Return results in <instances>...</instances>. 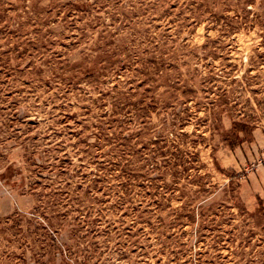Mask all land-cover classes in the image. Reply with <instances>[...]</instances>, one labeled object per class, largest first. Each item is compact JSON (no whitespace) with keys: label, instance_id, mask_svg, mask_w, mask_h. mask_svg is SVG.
Masks as SVG:
<instances>
[{"label":"rangeland","instance_id":"1","mask_svg":"<svg viewBox=\"0 0 264 264\" xmlns=\"http://www.w3.org/2000/svg\"><path fill=\"white\" fill-rule=\"evenodd\" d=\"M264 0H0V264H264Z\"/></svg>","mask_w":264,"mask_h":264},{"label":"crops","instance_id":"2","mask_svg":"<svg viewBox=\"0 0 264 264\" xmlns=\"http://www.w3.org/2000/svg\"><path fill=\"white\" fill-rule=\"evenodd\" d=\"M262 180L264 181V176L262 177Z\"/></svg>","mask_w":264,"mask_h":264}]
</instances>
